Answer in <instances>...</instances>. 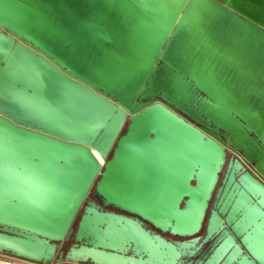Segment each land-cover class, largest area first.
Listing matches in <instances>:
<instances>
[{"label": "bare ground", "instance_id": "1", "mask_svg": "<svg viewBox=\"0 0 264 264\" xmlns=\"http://www.w3.org/2000/svg\"><path fill=\"white\" fill-rule=\"evenodd\" d=\"M32 4L36 17L30 31L35 41L43 47L56 43L52 48L64 61L78 65L79 72L111 92L129 93L126 101L134 90L141 91L152 56L171 36L165 62L154 71L146 92L161 89L196 117L223 128L217 134L264 178V0ZM11 45V37L0 32V110L56 133L80 134L86 140L97 133L94 144L104 152L126 110L68 80L30 49L10 58ZM38 130L0 120V201L15 202L2 195L6 189L21 187L41 194L44 190V197L28 196L23 202L44 211L53 228L41 231L55 238L69 222L96 167L80 146L66 147ZM89 150L102 163L100 152ZM0 246L42 259L52 244L25 233L0 235Z\"/></svg>", "mask_w": 264, "mask_h": 264}, {"label": "water", "instance_id": "2", "mask_svg": "<svg viewBox=\"0 0 264 264\" xmlns=\"http://www.w3.org/2000/svg\"><path fill=\"white\" fill-rule=\"evenodd\" d=\"M33 1L39 0H0V32L10 36L12 42L9 57L30 49L68 80L127 113L103 152L94 144L97 133L92 140L66 131L56 133L0 110V120L28 130L40 129L66 147L80 146L96 167L69 222L55 238L41 231L53 228L41 213L44 211L35 203L27 206L23 202L28 196L44 197V190L42 194L21 187L2 191L5 198L15 199L10 203L0 201V219L20 228L22 234L15 237L27 233L52 241L45 258L13 251L15 255L45 264L52 259L57 241L62 243L72 236L69 248L58 250L55 263L264 264V178L243 160L226 159V150L233 149L217 134L223 128L196 117L161 89L146 92L154 71L165 62L163 55L171 36L152 56L139 85L141 91L134 90L126 101L124 95L129 93L111 92L79 72L78 65L64 61L52 48L56 43L46 48L35 41L30 31L36 17ZM89 147L100 152L102 163L95 161ZM91 188L95 201L87 198ZM108 207L112 211L103 209ZM165 233L188 239L173 240Z\"/></svg>", "mask_w": 264, "mask_h": 264}, {"label": "rangeland", "instance_id": "3", "mask_svg": "<svg viewBox=\"0 0 264 264\" xmlns=\"http://www.w3.org/2000/svg\"><path fill=\"white\" fill-rule=\"evenodd\" d=\"M79 211V210H78ZM77 211V213H78ZM75 219V217H74ZM73 219V221H74ZM12 224H9L8 222H5L4 220L0 219V234H4L7 236H16L17 234L21 235L22 233L20 232V228L19 226H14ZM11 227H13V229H11ZM52 242V241H50ZM60 244L59 241H57L55 247H54V255L52 257L51 260H49L47 263L45 264H63V263H68V262H63V263H55L54 259L57 257V252L58 249L60 248ZM18 262V263H17ZM43 264L41 261L40 262H36L33 260H28L25 258H21L15 255V253L13 251H11L8 248H5L3 246H0V264ZM70 264H86V263H70Z\"/></svg>", "mask_w": 264, "mask_h": 264}, {"label": "flooded vegetation", "instance_id": "4", "mask_svg": "<svg viewBox=\"0 0 264 264\" xmlns=\"http://www.w3.org/2000/svg\"><path fill=\"white\" fill-rule=\"evenodd\" d=\"M196 125H197V123H196ZM109 157V156H108ZM226 159H231L232 160V162H234V160H242L241 159V157L234 151V150H226ZM92 188H93V186H92ZM92 188L90 189V191H89V193H88V196H87V198H89L90 200H93V201H95V199H94V197L91 195V190H92ZM85 204V201L82 203V205H84ZM81 209L82 208H80L79 209V211H78V213H77V215H76V218H75V220H74V222H73V226H75V224H76V221H77V219H78V217H79V214L81 213ZM104 210H110V211H112V209L111 208H103ZM113 211H115V212H118V210H113ZM126 215H128V214H126ZM128 216H131V215H128ZM133 217V216H132ZM146 227H151L149 224H147L146 223ZM166 238H171V239H173V240H183V239H185V240H187L188 238L186 237V238H178V237H176V236H171V235H169V234H167V233H165V234H163ZM72 244V236L70 237V239L69 240H66V241H63L61 244H60V248L58 249V250H63V251H66L68 248H69V246ZM208 244H205V247L207 246Z\"/></svg>", "mask_w": 264, "mask_h": 264}, {"label": "crops", "instance_id": "5", "mask_svg": "<svg viewBox=\"0 0 264 264\" xmlns=\"http://www.w3.org/2000/svg\"><path fill=\"white\" fill-rule=\"evenodd\" d=\"M63 264H65V263H63Z\"/></svg>", "mask_w": 264, "mask_h": 264}]
</instances>
